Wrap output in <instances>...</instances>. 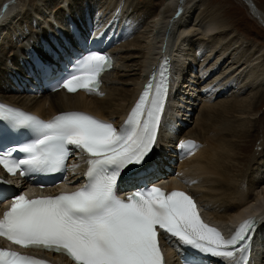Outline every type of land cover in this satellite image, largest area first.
Masks as SVG:
<instances>
[{
	"label": "bare ground",
	"instance_id": "1",
	"mask_svg": "<svg viewBox=\"0 0 264 264\" xmlns=\"http://www.w3.org/2000/svg\"><path fill=\"white\" fill-rule=\"evenodd\" d=\"M158 1L161 0L146 1L145 7L152 9ZM203 1L162 0L150 15L140 14L143 10L137 6L132 9L111 0L109 4L105 2L106 7L98 0H0V27L4 28L9 20L5 31L0 28L4 33L0 41V97L47 117L65 110L82 109L118 124L132 108L139 83L146 79L147 71L167 57L174 90L170 91V105L162 117L154 149L153 162L157 170L164 171L167 167L177 170L176 175L169 173L168 188L180 186L192 191L204 208L206 218L218 222L225 235L231 232V224L242 220L246 214L257 216L258 232L264 235V159L250 178V164L241 169L240 157L237 159L235 155L237 149L247 148V144L239 146L238 142L245 138L250 142L256 129H245L238 123L239 119L252 123L255 118L245 99L252 98V91L258 88L255 90L260 92L257 102L264 100L263 52L252 53V46L237 34H231L216 16L200 17L198 12ZM10 7V14L3 17ZM250 11L262 22L264 15L256 6ZM70 20L83 28L81 34H88L93 26L100 31L106 29L105 34L112 33L114 37L111 49L118 60L116 68L105 77L102 95L67 94L62 90L39 95L17 90L11 78L21 72L20 61L25 58V52L31 47L49 53L43 46L51 39L70 38L67 32ZM207 75L210 76L207 78ZM221 90H226L228 97L210 100L218 98ZM241 93L246 97H240ZM185 96H189V101ZM225 103L238 114L230 115ZM233 119L237 125H232ZM181 121L186 126L179 129L177 138H194L198 147L178 159L171 151L177 145L171 133ZM262 132L264 134V130ZM231 133H236L239 140H234ZM261 137L257 145L264 149V135ZM250 143L253 144V139ZM249 158L252 160L253 156ZM251 188L250 200H247L242 196L243 190ZM258 248V252L264 251V238ZM165 253L169 264H175L171 243L165 247ZM46 255L65 261L60 255ZM257 258L260 261H255L256 264H264V254ZM64 264L70 263L65 261Z\"/></svg>",
	"mask_w": 264,
	"mask_h": 264
},
{
	"label": "snow or ice",
	"instance_id": "2",
	"mask_svg": "<svg viewBox=\"0 0 264 264\" xmlns=\"http://www.w3.org/2000/svg\"><path fill=\"white\" fill-rule=\"evenodd\" d=\"M110 68V57L90 52L76 61L56 88L102 95L100 77ZM40 71L54 75L56 69L44 66ZM161 77L158 85L150 81L145 86L119 129L84 112H62L43 120L0 104V121L31 135L17 148L0 151V166L9 175L30 179L37 173L62 172L72 147L90 157L88 183L73 192L32 199L27 193L14 195L0 218V237L21 248L64 253L74 264H166L160 247L163 233L225 260H234L239 253L240 264H247L254 220L242 222L226 239L203 222L194 197L184 191L145 185L126 199L117 195L124 170L143 165L156 144L168 92L167 79L163 73ZM179 146L188 154L198 147L191 140ZM13 152L23 156L17 158ZM0 264L48 262L0 248Z\"/></svg>",
	"mask_w": 264,
	"mask_h": 264
},
{
	"label": "rangeland",
	"instance_id": "3",
	"mask_svg": "<svg viewBox=\"0 0 264 264\" xmlns=\"http://www.w3.org/2000/svg\"><path fill=\"white\" fill-rule=\"evenodd\" d=\"M28 1L29 0H26V2ZM70 1H73V0H70ZM99 1L103 5L105 4V2L109 4V0H98V2ZM118 1H120L122 4L125 3V6L130 7L132 9L134 6L139 7L140 8V9L138 8L139 10H143V12L140 14L144 13V14H150V15L155 12L160 2H162L161 0L157 2L158 4H155V5L153 4L154 6L152 7V9L150 7L149 8L145 7V2L149 0H146V1L145 0H116V1L111 0V3H115ZM131 1L132 3H130ZM251 1L258 8L260 14L264 15V0H251ZM104 7H106V4L104 5ZM200 8H202L198 12V15L200 17H205L207 14L209 15L212 14L213 16H216L218 20H220L222 26L225 25V27H228L230 29L231 34L233 33L237 34L239 37L244 39L248 44L252 46L251 47L252 53L255 52V50H260V52H263V55H261V58H264V16L263 15H262L263 16L262 22L258 21L254 15H251V11H250L251 9L247 7V5H245V3L242 0H204L203 3L200 5ZM206 9H209V11H206ZM134 13L135 15L137 14V12L135 11ZM209 15H207L206 17H208ZM255 90L258 91L259 89L255 88L252 91L251 93V95H253L252 98L249 97L248 99H245L246 102H248L250 106L252 107V110L250 113H253V117L255 118L252 119V123L245 122V121L242 122V120L240 119L238 120V123L240 122L241 127L245 129L246 127H250V129L256 128L251 137V141L253 139V144L250 143L251 141L250 142L248 141L249 140L248 138H245V141H240L238 142V144H240L239 146H244V144L245 145L247 144L246 150L237 149L236 150L237 153H235L237 159H239L238 157H240L238 165L241 169L242 167L250 164V170L248 171L250 178L252 177V171L254 170V168L257 166L258 163H260L264 159V149L261 146L259 147L257 145L258 142H261L262 140V137L260 138V136L264 135L262 132L264 130L263 129L264 100H262L259 103L257 102V95H259L260 92H256ZM226 94L227 93H224L223 97L220 96L218 98L212 99V101H215L216 99L222 100L225 97H228L226 96ZM241 94H240V97L241 96L246 97L245 93H243L242 95ZM185 100L189 101V96H185ZM239 100H242V99H239ZM225 104L228 105L227 103ZM228 106H229L230 115L235 116L238 114L232 110L230 104ZM248 109L250 108L248 107ZM242 113L244 114L246 112H242ZM231 122L233 123L232 125H237L236 124L237 122L234 121V119L231 120ZM242 123H243V126H242ZM231 134L233 135V137L235 136L234 140H237V141L239 140L238 138H236V133H231ZM232 135L230 136L232 137ZM246 142H249V143H246ZM251 156H253L252 160L251 158H249ZM243 185L246 188V184H243ZM251 191H252V188L247 191L244 189L242 196L245 199L250 200L248 196L250 195Z\"/></svg>",
	"mask_w": 264,
	"mask_h": 264
}]
</instances>
